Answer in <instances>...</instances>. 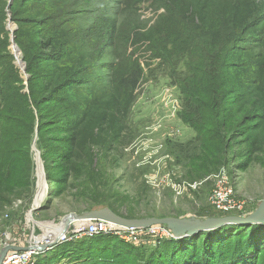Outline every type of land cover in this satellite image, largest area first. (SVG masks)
Masks as SVG:
<instances>
[{
    "label": "trees",
    "instance_id": "trees-1",
    "mask_svg": "<svg viewBox=\"0 0 264 264\" xmlns=\"http://www.w3.org/2000/svg\"><path fill=\"white\" fill-rule=\"evenodd\" d=\"M144 3L148 18L142 17ZM7 5L0 0V227L13 202L32 195L35 132L45 179L55 186L48 197L65 196L68 213L108 208L124 219L146 218L134 199L115 192L108 169L127 131L147 54L172 67L176 59L198 57L201 68L193 71L211 77L206 87L174 79L184 113L194 118L183 117L196 130L198 145L207 129L196 128L206 121L210 130L237 131L250 154L262 151L264 0H12L9 20L26 85L8 51ZM45 132L61 137L44 140ZM222 143L220 137L209 172L220 166ZM191 145H177L173 153L180 156ZM181 162L190 167L191 181L208 172L201 157ZM263 235L261 225H227L139 249L98 235L64 242L51 250L50 260L37 255L35 264H264Z\"/></svg>",
    "mask_w": 264,
    "mask_h": 264
},
{
    "label": "rangeland",
    "instance_id": "rangeland-1",
    "mask_svg": "<svg viewBox=\"0 0 264 264\" xmlns=\"http://www.w3.org/2000/svg\"><path fill=\"white\" fill-rule=\"evenodd\" d=\"M146 7V3L141 5L143 18L150 17L149 12L145 10ZM5 28L9 37L7 24ZM8 51L12 57L13 68L24 81L22 67L17 64L11 46L8 47ZM195 60L197 64L194 66ZM200 61L198 57L191 61L176 59L173 61L176 66L172 67V63L168 65L158 60H149V54L143 56L141 60L143 80L136 91V100L128 116L127 131L122 145L111 155L108 169V176L114 181L115 192L125 195L130 200L134 199L140 216L159 219L162 216L184 218L205 213L236 215V212H218L213 205L212 197L217 177L224 179L230 185L233 193L232 201L242 204L241 212H252L260 202L264 201V147L259 154H250L239 139L237 131L231 129L224 134L220 129L210 130V123L206 121L196 128L207 129L201 133L202 144L198 145L195 140L196 130H193V125L185 121L187 115L182 109L183 96L179 92V87L174 84L176 83L174 79H188L193 83L200 81L206 87L211 77H206L202 71H193L201 68ZM205 115L206 112L201 114L202 117ZM190 118L194 120L190 116L187 119ZM41 137L46 140L48 137L56 139L61 136L45 132ZM220 137L223 138L220 151L224 156L220 166L214 172H209L210 165L217 160L215 149L219 148L217 141ZM38 138L35 149L41 160ZM187 142L192 145L182 149L183 154L178 156L173 153L177 145ZM31 147L32 141L29 148L33 167L32 195L27 200L13 202L12 209L8 208L6 224L0 227L1 233L10 234L15 244L19 245L17 247L22 248L28 247L27 243L36 245L43 242L44 237L47 238L57 229L63 216L72 214L68 213V199L65 196L48 197L49 191L55 188L53 183H50L48 193L40 207L46 210H37L29 215L37 191L35 156ZM187 156L201 157L203 166L208 171L201 180H189L193 173L190 167L181 162V158L186 159ZM41 162L44 170V163L42 160ZM47 199H50V203L46 207ZM129 207L132 208L131 205ZM11 214L14 215V219H10ZM71 230L72 227L67 230L65 234L67 238L71 236ZM73 239L72 242L77 240ZM157 241L158 238L147 236L143 243L135 247L139 249L143 244L153 246ZM62 243L64 241H60L59 245ZM52 249L37 255L43 254L40 259L50 260L55 255ZM37 255L34 256L35 260ZM133 263L134 260L129 262V264Z\"/></svg>",
    "mask_w": 264,
    "mask_h": 264
},
{
    "label": "water",
    "instance_id": "water-1",
    "mask_svg": "<svg viewBox=\"0 0 264 264\" xmlns=\"http://www.w3.org/2000/svg\"><path fill=\"white\" fill-rule=\"evenodd\" d=\"M11 3L12 0H8L7 10H6L8 14L7 30L10 33L9 43L10 46L12 47L13 54L17 59V64H19L22 67L21 72L24 75V81H25L24 84L26 85L28 76L25 73V64L21 58L19 49L15 46L13 30L11 28V23L9 20L10 17L9 8L11 6ZM36 140H37V132H35L31 149L35 156L34 162L36 167V176H37V172H39L42 177V199L38 205H35V199L38 194V189H37L34 202L30 210V214H29L30 216L35 211L41 209L40 208L41 203L43 202L44 198L48 193V182L45 179V174L39 153L35 149ZM92 221L107 222L115 226H119L127 229L135 228V229L144 230L150 227H161L167 231V235L164 236L162 240H179L186 237L194 236L202 232H212L220 227L227 225L264 226V201L260 202L255 208V210H253L250 213L236 212V215H226L222 217H211L205 219H199L196 218L195 216H190L184 218L171 217V218H162V219L145 218L139 220L138 219L128 220L115 215L108 208L96 209L90 212L83 213L81 215L68 214L61 218L57 229H55L56 232L54 233L53 238L51 240L44 237L43 242H41L40 244L32 245L30 247H25V248L12 246V245L3 247L0 251V264L3 263L6 254L10 251L23 252V251L34 250L37 253H42L47 250H50L56 247L57 245H59L60 240L65 236L67 230L71 226H73L74 224H84L86 222H92Z\"/></svg>",
    "mask_w": 264,
    "mask_h": 264
},
{
    "label": "built area",
    "instance_id": "built-area-1",
    "mask_svg": "<svg viewBox=\"0 0 264 264\" xmlns=\"http://www.w3.org/2000/svg\"><path fill=\"white\" fill-rule=\"evenodd\" d=\"M216 179V188L212 197V203L216 210L221 213L241 212L243 209L242 204L232 201L233 193L230 185L222 178L217 177ZM71 227V236L68 238L64 236L60 241L67 242L74 240L73 238L78 239L82 236L92 238L98 235H109L116 237L126 244L136 246L143 243L144 238L147 236H154L158 238L159 241L167 235V231L161 227H150L144 230L135 228L127 229L107 222L97 221L74 224ZM8 245L19 246L15 244V240L10 234L5 232L0 233V251L3 247ZM27 245L28 247L32 246L30 243H27ZM35 255H37V252L34 250L23 252L10 251L6 254L2 264H35Z\"/></svg>",
    "mask_w": 264,
    "mask_h": 264
},
{
    "label": "bare ground",
    "instance_id": "bare-ground-1",
    "mask_svg": "<svg viewBox=\"0 0 264 264\" xmlns=\"http://www.w3.org/2000/svg\"><path fill=\"white\" fill-rule=\"evenodd\" d=\"M37 189H38V194L37 197L35 199V205H38L42 199V177L40 175L39 172H37ZM56 232V230H54L53 234H49L47 236V239L51 240L53 238L54 233ZM43 241V240H42Z\"/></svg>",
    "mask_w": 264,
    "mask_h": 264
}]
</instances>
